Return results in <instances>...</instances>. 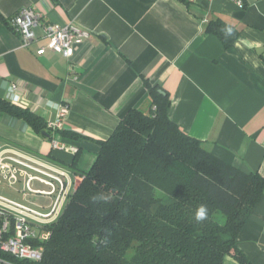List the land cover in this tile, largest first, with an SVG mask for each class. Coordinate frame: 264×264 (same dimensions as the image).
Listing matches in <instances>:
<instances>
[{
    "label": "crops",
    "instance_id": "1",
    "mask_svg": "<svg viewBox=\"0 0 264 264\" xmlns=\"http://www.w3.org/2000/svg\"><path fill=\"white\" fill-rule=\"evenodd\" d=\"M187 1L0 0V100L30 109L47 123L58 118L49 101L66 105L61 129L83 135L50 140L24 118L0 109V154L64 172L67 196L61 211L97 158L96 139H107L129 109L150 111L145 79L169 92V116L183 130L223 160L264 176V0H244L245 7L234 0ZM26 6L43 13V24H74L90 37L75 43L70 58L50 49L39 55L48 42L44 27L23 46L7 23ZM218 17L241 30L229 49L205 32L206 23ZM12 82L19 84L18 103L7 98ZM73 147L80 149L75 167ZM28 174L19 172L18 181L10 184L0 171V187L13 186L22 198L0 194L49 212L54 196L29 191ZM31 186L50 189L37 178ZM33 194L46 200L33 199ZM237 246L251 264H264V195L240 230ZM224 264L241 263L229 254Z\"/></svg>",
    "mask_w": 264,
    "mask_h": 264
},
{
    "label": "trees",
    "instance_id": "2",
    "mask_svg": "<svg viewBox=\"0 0 264 264\" xmlns=\"http://www.w3.org/2000/svg\"><path fill=\"white\" fill-rule=\"evenodd\" d=\"M205 32L226 49L241 34L219 17L206 23ZM144 82L150 111L129 109L107 139H96L100 148L91 169L59 216L39 225L50 237L31 241L42 247V259L0 250L1 259L15 264H224L231 254L251 264L237 237L264 195V176L232 165L188 134L169 116V92ZM0 109L24 118L50 140L83 137L53 131L41 116L7 100H0ZM201 205L206 218L198 222Z\"/></svg>",
    "mask_w": 264,
    "mask_h": 264
},
{
    "label": "built area",
    "instance_id": "3",
    "mask_svg": "<svg viewBox=\"0 0 264 264\" xmlns=\"http://www.w3.org/2000/svg\"><path fill=\"white\" fill-rule=\"evenodd\" d=\"M234 1L239 7H245L244 0ZM42 19L43 13L40 10L34 6H26L9 16L7 23L20 35L23 46H29L36 40V29L42 25L44 27V36L48 39V42L37 50L39 55L50 49L62 54L64 57L70 58L73 55L75 43L90 37L91 33L88 30L74 24H43ZM7 98L13 103L20 101L21 95L19 94V84L17 82H12L9 85ZM57 110V120L47 123L48 127L53 131L62 128L63 118L68 112V107L61 104L58 105ZM53 145L59 147V143L56 140L53 141ZM73 150L76 151L77 148L73 147ZM1 155L2 153L0 154V171L10 184L18 181L19 172L28 174L24 167L36 170L52 178L51 180L28 174L29 177L26 182L29 191L54 196L51 210L46 213L0 194V250L20 259L38 261L43 256L42 247L33 245L31 241L33 239L46 240L50 237L51 232L42 229L39 225L52 222L61 213L63 201L67 196L66 183L63 178L65 173L62 171H57V174L51 173L30 164L16 155ZM35 178L47 184L50 189H34L31 186V181ZM53 180H56L59 184L57 185ZM11 230L12 234H9ZM0 264L15 263L0 258Z\"/></svg>",
    "mask_w": 264,
    "mask_h": 264
},
{
    "label": "clouds",
    "instance_id": "4",
    "mask_svg": "<svg viewBox=\"0 0 264 264\" xmlns=\"http://www.w3.org/2000/svg\"><path fill=\"white\" fill-rule=\"evenodd\" d=\"M226 34L227 35H231L232 34V30L229 28L226 30ZM49 106L50 107H58V105H56L54 102L49 101ZM206 218V206L201 205L198 210L196 211L195 214V219L199 222L202 221Z\"/></svg>",
    "mask_w": 264,
    "mask_h": 264
},
{
    "label": "rangeland",
    "instance_id": "5",
    "mask_svg": "<svg viewBox=\"0 0 264 264\" xmlns=\"http://www.w3.org/2000/svg\"><path fill=\"white\" fill-rule=\"evenodd\" d=\"M0 191L2 192V193H4V194H6V195H9V196H15V197H18V198H22V193L21 194H19V195H17L18 194V192H16L15 190H14V187L12 186V187H9L7 184H4V187L3 188H1L0 187ZM28 191V190H27ZM29 192V191H28ZM33 199H36V200H38V201H40V200H42V201H44V200H46L45 198H40L41 196H38L37 194H33V196H31Z\"/></svg>",
    "mask_w": 264,
    "mask_h": 264
},
{
    "label": "water",
    "instance_id": "6",
    "mask_svg": "<svg viewBox=\"0 0 264 264\" xmlns=\"http://www.w3.org/2000/svg\"><path fill=\"white\" fill-rule=\"evenodd\" d=\"M162 92H163V90H162Z\"/></svg>",
    "mask_w": 264,
    "mask_h": 264
}]
</instances>
